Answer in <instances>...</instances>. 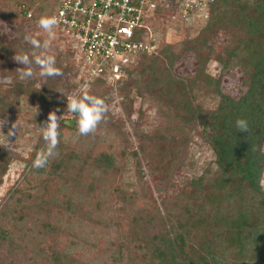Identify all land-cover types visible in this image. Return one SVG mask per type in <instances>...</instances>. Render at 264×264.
Here are the masks:
<instances>
[{
    "label": "trees",
    "instance_id": "trees-1",
    "mask_svg": "<svg viewBox=\"0 0 264 264\" xmlns=\"http://www.w3.org/2000/svg\"><path fill=\"white\" fill-rule=\"evenodd\" d=\"M57 3L8 0L0 20L14 25L17 17L26 20L25 14L32 10L31 20L26 21L38 24L41 16L50 17ZM221 32L228 33L230 41L215 61L223 72L242 73L245 92L239 99L223 92V76L208 73L210 60L202 53ZM25 34L18 31V39L10 43L0 27V87L10 79L7 89L0 90V120H25L38 133L29 158L22 159L26 163L22 183L8 192L0 208V264H227L218 260V250L238 244L236 237L264 253V0H214L197 40L186 41L180 51L165 46L155 54L139 55L126 70L127 78L115 87L102 79L90 83L89 95L103 99L107 107L95 131L115 135L122 130L108 111L109 93L124 94L129 112L136 98L148 99L163 107L164 117L174 124L173 130L137 129L139 152L130 154L125 137L118 150L108 145L102 151L80 150L65 138L79 134L76 114L64 118L67 103L62 95L84 92L77 81V65L70 52L57 49L55 67L60 76L41 77L32 64L33 77L20 80L16 70L23 65L14 60L15 54L32 59L45 51L33 48L24 40ZM184 53L194 54L197 65L193 73L179 75L175 66ZM97 88L106 91L99 93ZM25 107L36 108L37 116L24 118ZM42 109L57 116L58 142L45 167L33 168L37 153L46 147L40 127L48 117L40 114ZM237 119L247 121L248 131H237ZM195 132L213 152L218 174L209 180L193 179L191 190L182 192L183 203L163 200L159 205L153 196L125 187L129 160L143 179L142 155L164 188L175 189L171 176L187 165ZM15 158L10 149L0 146V185ZM102 186L105 199L123 214L115 228L124 242L119 236L105 249L100 243L96 251L86 253L87 244L78 250V236L68 226L76 217L89 218L90 202L95 203V211L101 210ZM20 224L25 230L17 227Z\"/></svg>",
    "mask_w": 264,
    "mask_h": 264
},
{
    "label": "rangeland",
    "instance_id": "rangeland-1",
    "mask_svg": "<svg viewBox=\"0 0 264 264\" xmlns=\"http://www.w3.org/2000/svg\"><path fill=\"white\" fill-rule=\"evenodd\" d=\"M7 1L8 0H0V15L6 13L3 5ZM156 22H158V32L156 35L159 39V43L161 42L158 45V51L165 46H171L175 50L180 51L183 43H186V41L190 39L197 40L201 29L199 28L200 25L196 26L194 24V26L188 27L181 23L175 18V16L173 17L172 10L169 12V9H165V13H162L161 18H158ZM0 27L2 30V37L10 43L17 40V32L22 31L30 36L40 38L43 42L48 41V48L45 50L48 55H58L59 51L57 49L67 52L65 45L56 40V37L49 39L48 34L41 29L38 24H30L24 19V17H17L14 25L0 20ZM229 39L230 35L228 33H219L203 47L202 53L209 57L210 60L207 67L208 73L214 77L223 76V92L234 99H239L245 92V89L241 86L243 78L242 73L238 70L234 72H223L222 66L215 61V58L222 53V48L230 41ZM196 65L197 62L194 54L184 53L183 59L175 66V72L179 75L191 74L194 72ZM35 69V72L38 73L39 67L37 66ZM9 82L10 79L3 80L0 90H6ZM96 91L103 93L106 89L97 88ZM107 92L109 91L107 90ZM91 93L92 91H89L88 89L87 94L89 95ZM62 95L65 98L64 101L66 103L67 97L73 96L65 95V93ZM106 97V99L110 100V103L107 104L108 111L111 113L114 122L117 123L122 130L115 135L107 133L106 131H94L91 135L88 134L83 136L79 134L66 135L65 138L68 139V141H71V143L76 144L78 149L84 151L95 147L102 151L106 149L108 145H113V147L118 150L122 143L121 139H124L125 137L128 141L127 154H130L133 151L139 152V144L134 135L137 129H144L148 132H153L162 128H169L172 130L174 128V124H170L164 117L162 110L163 107L149 101L148 99L136 98L132 104H130L132 111L129 112V109L125 108V104L129 103V100L127 101L124 98V94L109 93ZM24 110V118L37 116L36 108L25 107ZM40 114H44L47 117L49 116V113H45L43 109ZM64 118L71 119L73 118V115L72 113L67 112ZM7 121V125L0 126V146L10 149L16 158L0 185V208L5 203L8 192L17 183H19V185L22 183V173L26 165L22 159L26 160L29 158L38 137V133L34 131V128L30 126L27 121L23 120L18 121V127L14 131V135L9 137L8 143V138L5 135L11 128V125L17 120L7 119ZM174 131L177 133V130ZM191 138L193 141L188 150L189 161L187 165L171 176V182L175 185V189L164 188L162 183L159 182V178L151 173L148 164L145 162L142 155H140V160L143 163V179L140 180L138 178V175L135 172L134 162L133 160H129V164L124 172L123 181L125 187L130 191H137L140 194L153 196L159 205L163 200L176 204L183 203L184 195H182V192H189L191 190L190 183L193 179L203 178L204 180H209L216 177L218 174V169L214 164V154L201 139L200 132H195L192 134ZM19 159H21V161ZM261 180H264V171ZM262 190L264 192V188H262ZM100 193L99 201L102 205L101 210L95 211V203L90 202L92 208L89 209L91 211L88 216L89 218L79 220L76 217L73 220L74 222L68 226V231L70 233H75L78 236V250L83 249L84 243L87 244V247L85 246L84 248L86 253L96 251L100 246V243L105 245V249L106 246L109 245V242H118L117 238L119 236L121 241L124 242L122 235L116 232L115 228L116 225H118L117 223H122L123 214L114 211L112 202L105 199V196L103 195V186ZM120 205L121 204H118L117 207H120ZM17 227L20 230H25L23 224H20ZM236 238L237 242H239L238 244L233 246L230 245V248L228 249L219 247L218 260L226 261L227 264H256V262L264 264L263 252L254 249L252 242L246 240L240 241L239 237ZM90 245L95 247L91 248L89 247ZM89 257L91 256L89 255ZM93 259L94 257H92V260Z\"/></svg>",
    "mask_w": 264,
    "mask_h": 264
},
{
    "label": "built area",
    "instance_id": "built-area-1",
    "mask_svg": "<svg viewBox=\"0 0 264 264\" xmlns=\"http://www.w3.org/2000/svg\"><path fill=\"white\" fill-rule=\"evenodd\" d=\"M214 0H58L54 37L65 45L77 65L81 92L106 80L110 87L127 78L139 55L159 49L157 19L172 10L186 26L203 28ZM33 11L25 14L30 21Z\"/></svg>",
    "mask_w": 264,
    "mask_h": 264
},
{
    "label": "clouds",
    "instance_id": "clouds-1",
    "mask_svg": "<svg viewBox=\"0 0 264 264\" xmlns=\"http://www.w3.org/2000/svg\"><path fill=\"white\" fill-rule=\"evenodd\" d=\"M38 26L43 29L47 34L49 39L54 38L53 27L56 24V18L54 16H41L38 20ZM24 40L36 49L48 48V41H44L41 44L37 39L32 36L25 34ZM14 60L23 65L22 68H18L16 72L18 73V78L20 80H25L33 77L32 64L39 67L38 75L41 77H56L60 76V70L55 67V57L48 55L46 51H41L39 55L29 58L28 54H15ZM66 109L68 113L76 114V125L80 135H88L95 131L98 124L104 118V114L107 111V107L103 99L88 95L82 92L79 96L67 97ZM7 119L0 120V126L7 125ZM18 127V121L11 125L5 135L8 138L14 135V131ZM235 127L239 132L248 131V124L246 120L237 119L235 121ZM58 123L56 114L50 113L45 123V126L40 127L42 130L43 139L46 142V147L37 153L36 158L33 161V168H43L48 162V159L54 155V149L56 148L58 142ZM261 187L264 188V180H261Z\"/></svg>",
    "mask_w": 264,
    "mask_h": 264
}]
</instances>
